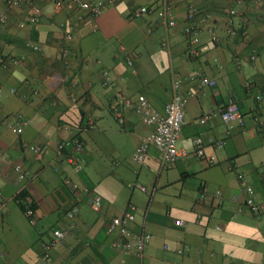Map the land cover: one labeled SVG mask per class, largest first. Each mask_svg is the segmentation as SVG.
<instances>
[{"label":"crops","instance_id":"obj_1","mask_svg":"<svg viewBox=\"0 0 264 264\" xmlns=\"http://www.w3.org/2000/svg\"><path fill=\"white\" fill-rule=\"evenodd\" d=\"M31 1L41 10V0ZM100 1L106 7L97 17H80L70 0L60 10L42 0V239L54 228H67L66 212L78 206L74 227L42 264H119L122 254L111 245L116 232L107 225L130 205L135 206L132 230H144L150 239L142 256L129 254L125 264H264V0H197V19L209 15L202 27L213 26L219 37L211 42L203 28L197 57L188 56L183 34L186 0H174L173 26H166L154 11L129 17L133 6L157 8L160 0ZM0 10L9 18L0 28V56L20 58L17 65L0 66V264H41V159L29 148L41 147V50L24 45L30 40L41 48V17L29 24L28 7L8 8L5 0H0ZM230 26L235 35L227 33ZM65 31L71 34L67 42L62 39ZM64 44L70 51L69 76L59 79L65 70L60 57ZM197 68L216 84L204 86L185 105L177 140L182 154L161 168L159 152L150 146L144 163H136L131 154L150 128L122 97L133 102L141 93L163 110L172 95V73H180L186 92L196 85L190 72ZM103 70L111 76L106 85ZM10 87L16 93H9ZM231 94L244 127L230 129L220 120ZM113 104L120 107L122 123L110 111ZM16 113L31 118L19 134L5 122ZM205 113L209 118L200 122ZM85 120L93 125L83 128ZM74 136L83 142L78 171L57 152L60 141ZM196 136L202 138L204 153L215 156L213 162L196 156ZM209 138L223 145L217 147ZM70 150L65 146L64 154ZM239 174L253 188L257 215L243 204ZM64 176L79 191H70ZM138 184L154 187L153 194ZM21 191L35 209L33 224L16 200ZM201 191L205 198L199 197ZM95 194L102 199L99 210L90 205ZM178 219L183 223L176 225Z\"/></svg>","mask_w":264,"mask_h":264},{"label":"built area","instance_id":"obj_2","mask_svg":"<svg viewBox=\"0 0 264 264\" xmlns=\"http://www.w3.org/2000/svg\"><path fill=\"white\" fill-rule=\"evenodd\" d=\"M53 4L55 10H60L64 7V0H50ZM197 0H186L185 4V25L183 26V34L189 42L187 54L190 57H197L201 53V48L199 46L200 42V32L203 28L209 34V40L211 42L219 41V37L215 32L213 26L204 25L202 27V22L210 17L205 15L197 19ZM71 5L79 9L80 17L86 15L89 17H97L101 11L106 7V4L100 0H70ZM5 4L8 8L18 7L19 5H26L28 7V16L25 22L29 24H35L40 21L41 10L35 5L31 0H5ZM175 3L174 0H160V6L153 8L152 5L144 3L137 4L132 7L129 13L130 18H138L144 14L155 12L157 18L164 22L166 26H173L175 24V17L173 14V7ZM231 13L234 12V9L230 10ZM9 21L8 15L6 12L0 10V28H3L7 25ZM25 22H21L20 25H23ZM226 31L229 35H235L236 29L230 27L226 28ZM71 38L69 31H65L62 35L64 42H67ZM24 45L34 51H40L41 48L37 43L33 41H25ZM69 55L70 51L66 44H64L60 49V57L64 63L65 70L59 73L56 77L59 79L66 78L69 76ZM252 58L254 55L251 56ZM20 63V58L15 56H0V66H5L7 64L17 65ZM126 63L128 65L133 64V59L131 57L126 58ZM102 85H106L110 79V74L103 70L101 73ZM190 77L196 80V85L193 89L189 91H183L181 88L182 76L178 72L172 73L171 78V89L172 95L170 99L164 106L163 110H159L148 100V98L139 93L136 96V99L132 102L130 99L122 97V102L125 105H132L135 112L140 117L141 121L150 128L147 134H145L137 146L134 148L131 156L132 159L138 163L143 164L146 158L147 151L150 146L157 148L159 152V163L161 168L169 167L182 153L177 147V140L181 130V126L184 122V108L190 97L195 96L204 86H214L216 80L213 77L206 75L200 69H195L190 72ZM3 88L0 86V96L2 95ZM9 93H16L15 87H10L8 89ZM73 100L74 97H72ZM113 117L119 122H123V117L120 112V107L118 104H113L110 107ZM210 113H205L200 117L199 121L204 122L208 119ZM219 117L222 122H224L230 129L234 126H245V119L241 113L238 101L235 94H231L225 101V104L221 111L219 112ZM255 119L258 120V116H255ZM7 126L15 133L19 134L23 129L28 126L31 122V118L24 116L20 113H16L12 116L5 118ZM93 122L91 120H85L82 123L83 128L91 127ZM65 129H69L68 124H63L62 126ZM209 140L214 143L217 147L223 145L222 140H215L209 138ZM70 145L71 150L68 154H64L65 146ZM193 147L197 157L204 158L209 162H213L215 159L214 155H206L202 146V138L196 136L193 139ZM29 148L36 154L38 159H41V147L38 144H31ZM83 151V142L78 136H74L68 140H62L57 145V152L60 157L66 158L68 163L72 166L75 171H78L81 168V153ZM43 157V152H42ZM1 160V157H0ZM16 171L20 170L18 164L14 165ZM239 181L242 184V187L245 191V198L243 204L245 207L254 215L259 213V204L253 197V188L245 180V177L242 174L238 175ZM64 184L69 188L70 191L76 192L78 190V185L74 182L69 176L63 177ZM141 191L148 192L149 195H152L154 192V187L148 188L145 185L138 184L136 185ZM220 190H215V195L219 196ZM200 198H205V192L201 191L199 194ZM235 198V197H234ZM24 209L23 213L26 215L30 223H34L35 220V209L32 205V201L28 195L24 196ZM101 196L95 194L91 199V207L94 210H99L101 205ZM78 213V206H74L66 212L67 218V228H54L51 230L50 237L47 239H42V260H47L49 258L50 249L55 243L61 240L68 229L74 227V219ZM135 218V206L130 205L127 211L122 215L113 216L108 225V231H115L116 238L112 241L111 245L114 249L119 251L122 256L119 260V264H125L126 256L129 254H134L139 257L142 256L144 248L150 239V234L144 230L134 232L132 230V223ZM176 225L182 224L183 221L175 220ZM219 227V226H218ZM41 247V240H40ZM178 252H182V249H178ZM2 253H0V256ZM41 258V253H40ZM92 264H117L114 261H109L107 263H98L94 262Z\"/></svg>","mask_w":264,"mask_h":264},{"label":"trees","instance_id":"obj_3","mask_svg":"<svg viewBox=\"0 0 264 264\" xmlns=\"http://www.w3.org/2000/svg\"><path fill=\"white\" fill-rule=\"evenodd\" d=\"M25 192L21 191L16 195V200L18 202L19 207L21 208V210L23 211L24 209V196H25Z\"/></svg>","mask_w":264,"mask_h":264}]
</instances>
